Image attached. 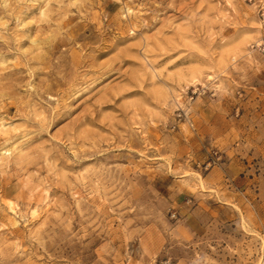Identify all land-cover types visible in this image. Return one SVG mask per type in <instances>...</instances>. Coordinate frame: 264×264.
Returning <instances> with one entry per match:
<instances>
[{
    "label": "rangeland",
    "instance_id": "obj_1",
    "mask_svg": "<svg viewBox=\"0 0 264 264\" xmlns=\"http://www.w3.org/2000/svg\"><path fill=\"white\" fill-rule=\"evenodd\" d=\"M263 99L264 0H0V264H264Z\"/></svg>",
    "mask_w": 264,
    "mask_h": 264
},
{
    "label": "crops",
    "instance_id": "obj_2",
    "mask_svg": "<svg viewBox=\"0 0 264 264\" xmlns=\"http://www.w3.org/2000/svg\"><path fill=\"white\" fill-rule=\"evenodd\" d=\"M257 106V107H256ZM253 115L246 121L245 129L242 130L241 144L247 147L242 157L264 158V99L254 101ZM241 119V118H240ZM247 164L239 158L234 157L231 162V180L234 182H244L240 174L246 169ZM241 179V180H240ZM264 182V178L261 180Z\"/></svg>",
    "mask_w": 264,
    "mask_h": 264
},
{
    "label": "built area",
    "instance_id": "obj_3",
    "mask_svg": "<svg viewBox=\"0 0 264 264\" xmlns=\"http://www.w3.org/2000/svg\"><path fill=\"white\" fill-rule=\"evenodd\" d=\"M209 164V163H208Z\"/></svg>",
    "mask_w": 264,
    "mask_h": 264
}]
</instances>
